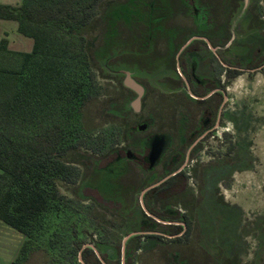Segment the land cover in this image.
<instances>
[{"label":"rangeland","instance_id":"374dc122","mask_svg":"<svg viewBox=\"0 0 264 264\" xmlns=\"http://www.w3.org/2000/svg\"><path fill=\"white\" fill-rule=\"evenodd\" d=\"M95 12L84 33L99 92L83 108L84 133L95 148L82 145L70 154L79 168L78 178L59 183L77 219L68 222L76 225V232L68 231L74 238L68 240L97 241L103 237L99 229H107L114 246L112 264H140L145 250L131 247L140 238L132 239L126 252L121 244L139 225L140 188L158 175L147 172L136 194L124 198L117 190L136 185L140 175L132 169L138 164L110 157L119 148L142 155L147 135L176 132V118L182 115L189 122L196 118L201 102L188 97L183 86L191 63L202 78L211 69L232 66L240 72L225 80L223 120L212 135L199 140L184 168H193L190 262L201 260V244L208 255L205 264H247L252 259L253 264H264V232L259 228L264 225V0H101ZM201 33L227 40L224 48L210 50L199 40L183 47L189 36ZM127 74L141 86L139 108L133 106L137 91L124 82ZM173 93L180 104L176 102L172 113L168 95ZM169 120L172 125H167ZM143 121L146 127L137 128ZM98 214L114 215L112 228L101 227ZM49 217L47 231L17 264L78 263V247L74 254L59 252L63 249L55 230L62 215ZM22 240L20 231L1 222L0 264H11ZM143 240L146 249L156 241ZM155 252L156 263L167 264L166 251Z\"/></svg>","mask_w":264,"mask_h":264},{"label":"trees","instance_id":"16d2710c","mask_svg":"<svg viewBox=\"0 0 264 264\" xmlns=\"http://www.w3.org/2000/svg\"><path fill=\"white\" fill-rule=\"evenodd\" d=\"M100 1L0 4V17L16 20L18 31L33 39L29 51L10 49L7 39H0V219L23 234L11 264L34 248L51 215H62L55 230L61 235L57 245L64 250L59 252L74 254L80 245L68 240L74 235L68 231L76 227L68 222L77 219L59 183L78 178L79 168L70 154L82 145L95 148L84 133V105L99 92L84 30ZM225 70L232 75L240 72ZM259 228L264 232V225ZM197 251L201 260L194 264H205L208 255L201 244Z\"/></svg>","mask_w":264,"mask_h":264},{"label":"flooded vegetation","instance_id":"af4514ba","mask_svg":"<svg viewBox=\"0 0 264 264\" xmlns=\"http://www.w3.org/2000/svg\"><path fill=\"white\" fill-rule=\"evenodd\" d=\"M216 36L217 34L209 38L203 33L193 34L188 37L183 47H187L193 40H199L205 43L210 50L221 48L222 46L224 48L227 40L221 42L219 37L217 38ZM215 56L218 64H221L222 61L219 54ZM228 67L232 66L222 69H211L210 74L202 78L195 73V66L191 63L189 73L186 77H183V86H185V93L188 97L201 102L196 118L189 122L188 116L182 115L176 118V132H157L147 135L142 155L134 151L128 152L126 148H119L110 157L111 161L124 157L138 164L136 170L132 168L126 169H132L140 175L136 185L132 182V186L123 188L122 192L117 190L125 196L124 198H131L133 194H136L147 172L150 175H158L155 181L140 188L138 193V204L141 208L138 220L139 225L126 233L132 232L127 238L124 239L126 234L124 235L121 244L122 251L126 252L130 248V241L140 238V240L131 245V247L137 248L138 251L145 250L146 256L142 257L141 255L139 257L140 264H152V261H155L153 264H157L158 254L155 252L156 248H159L161 253L166 251L168 255L166 257L167 264H177L181 260L185 264H191L190 257H192L193 251L190 246L192 241L189 238L192 237L193 233L191 200L194 191L189 180L190 177H193V168L190 171H185L184 168L187 159L193 158L192 151L199 140L204 136L209 137L212 135L213 131L223 120L221 107L226 99L225 90L227 85L225 80L236 75L228 74L225 70ZM175 94L168 95L173 100V103H171L173 107L172 113L177 110V97ZM177 103L180 104L179 102ZM172 122L173 120H169L167 125H172ZM142 123L147 125L144 121L140 124ZM138 125L137 128H139ZM171 177H173V180L167 182L166 180ZM178 179L182 180V187L179 189L177 188L179 185ZM113 216L110 214H98L97 218L102 224L101 227H104L105 224V226L112 228L110 223ZM186 221H190L189 226ZM99 234L103 237H99L97 241L80 243L77 249V264H112L114 246L113 242L109 240L111 231L99 229ZM144 238H155L156 241L146 249ZM121 264H123V261Z\"/></svg>","mask_w":264,"mask_h":264},{"label":"crops","instance_id":"0c3cea01","mask_svg":"<svg viewBox=\"0 0 264 264\" xmlns=\"http://www.w3.org/2000/svg\"><path fill=\"white\" fill-rule=\"evenodd\" d=\"M22 0H0V4L17 5ZM18 23L14 19L0 17V39L5 37L7 45L10 49L29 51L33 45V39L30 36L24 35L17 29ZM0 219V226H1ZM1 250V247H0ZM1 258V256H0Z\"/></svg>","mask_w":264,"mask_h":264},{"label":"water","instance_id":"95a60500","mask_svg":"<svg viewBox=\"0 0 264 264\" xmlns=\"http://www.w3.org/2000/svg\"><path fill=\"white\" fill-rule=\"evenodd\" d=\"M124 82L126 85L132 87L133 89H135L137 91L138 96L134 99L133 106L135 108H139V96L141 95V92H142L141 86L139 84H137L128 74L125 76ZM144 126H145L144 123L138 125L139 128H143ZM131 233L132 232L126 234L124 239L127 238Z\"/></svg>","mask_w":264,"mask_h":264}]
</instances>
